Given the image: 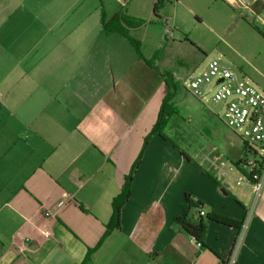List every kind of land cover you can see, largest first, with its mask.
<instances>
[{
  "label": "crops",
  "instance_id": "crops-1",
  "mask_svg": "<svg viewBox=\"0 0 264 264\" xmlns=\"http://www.w3.org/2000/svg\"><path fill=\"white\" fill-rule=\"evenodd\" d=\"M156 1L0 0V264H84L91 250L86 264H222L234 248L237 264H264V181L260 197L245 184L234 196L168 126L151 135L172 74L147 63V33L138 37ZM220 1L264 16L259 0ZM118 13L142 57L104 30ZM127 183L120 228L98 246ZM187 199L203 203L192 210L205 213L203 244L175 223Z\"/></svg>",
  "mask_w": 264,
  "mask_h": 264
},
{
  "label": "rangeland",
  "instance_id": "rangeland-1",
  "mask_svg": "<svg viewBox=\"0 0 264 264\" xmlns=\"http://www.w3.org/2000/svg\"><path fill=\"white\" fill-rule=\"evenodd\" d=\"M119 1L122 0H114L118 4ZM259 1L257 8L253 7L255 11L264 6V0ZM235 5L237 8L220 0H173L162 5L156 15L154 6H148L147 32L142 30L138 36L142 38L147 33L144 50L147 56L153 55L147 61L157 63L155 69L162 75L167 70L172 72L173 75L165 76H174L177 86L176 91L171 90L174 112L169 117L168 137L197 166L206 162L203 164L206 172L228 186L234 196L243 185L238 184L239 180L246 182L244 174L236 168L237 160H262L264 149L260 145L247 148L225 124L223 104L216 105L210 98L215 91L213 86L206 87L211 92L201 100L189 90L188 81L217 59L264 93V36L252 26L264 33L260 19L264 16L261 11L258 16L241 4ZM166 20L169 26L178 28L172 40L165 38ZM138 37L134 38L139 40ZM174 41L176 44L171 45ZM221 162L226 165L220 166ZM226 171H235V177L230 178ZM254 194L249 200L255 198Z\"/></svg>",
  "mask_w": 264,
  "mask_h": 264
},
{
  "label": "built area",
  "instance_id": "built-area-1",
  "mask_svg": "<svg viewBox=\"0 0 264 264\" xmlns=\"http://www.w3.org/2000/svg\"><path fill=\"white\" fill-rule=\"evenodd\" d=\"M124 3H129L132 0H122ZM165 38L172 40L175 29L165 22ZM189 82V90L198 99H205L211 92V89L206 91V87L213 86L214 93L211 94V101L224 106V121L225 124L236 133L244 145L252 149L260 145L264 149V93L256 86L251 84L245 78H241L233 69L221 63L220 60L214 59L197 75L192 76ZM2 94L0 92V100ZM254 161L248 162L243 160L237 166L244 174L246 182L239 180L238 184H245L252 187L257 194L261 196L263 189V175L256 173L258 163ZM224 162L220 166H225ZM68 199H64L62 204L67 203ZM204 216V212H200ZM45 216L50 218L54 213L46 211ZM244 226V225H243ZM246 227V226H244ZM242 227V228H244ZM45 239L52 238V231L49 228H44L41 231ZM17 239L22 245L18 246L21 252L27 250L28 239L23 233L17 234ZM222 264H236L235 251Z\"/></svg>",
  "mask_w": 264,
  "mask_h": 264
},
{
  "label": "trees",
  "instance_id": "trees-1",
  "mask_svg": "<svg viewBox=\"0 0 264 264\" xmlns=\"http://www.w3.org/2000/svg\"><path fill=\"white\" fill-rule=\"evenodd\" d=\"M171 1H173V0H157L156 4L154 6V14L155 15L157 14V11L159 10V8L162 5H164L166 2H171ZM122 23H126L129 25L131 24L124 14L118 13L107 23L105 21H103V28L108 33L118 32L121 35H123L124 37H126L131 42V44L135 47L137 54L140 57H142L141 43L139 42V40H136L133 36H131L122 27ZM253 27L259 34L264 36L263 31L259 27L254 26V25H253ZM147 63L152 65L148 61H147ZM166 84H167V87L169 88V92H168L167 96L165 97V99L163 100L159 119H158L157 124L155 125L151 135H154L156 133L164 134V130L168 126V123L170 120L169 117H170L171 113L174 112V109L171 107V101H172L171 95H173L171 93V90L174 89V91H176L177 86H176L175 82H173V79L171 78L170 75L168 77H166ZM242 161H243L242 159H239L237 161L236 165L239 166L242 163ZM258 164L259 165L256 168V173L258 175H264V159H262V161L259 162ZM129 189H130L129 184L127 183V185L125 186V188L123 190V193L113 201V216H112L111 222L108 224L107 231L104 234V236H103V238H102V240L98 246H100L103 243V241L106 239V237L110 234V232L113 229L120 228L121 210H122V207L124 206V204L128 201V199L130 197V190ZM187 200H188L187 201L188 203L186 205H184L183 213L175 219V223L181 229H183L185 232H187L189 235H191L193 238H195L199 243L203 244V242L206 238V234H207V228H208L207 221L205 219H203L202 216H199V218L196 219L195 214L192 213L193 209L202 208L203 203H201L200 201L199 202L192 201L190 199H187ZM208 219H209V221L210 220H217V221L222 222L224 224H228L230 226L238 227L239 229L242 227L241 223H239V222H236V221L231 220V219H226L223 217H218L215 215L210 216ZM92 253H93V250H91L88 253V255L84 261V264H86L90 260V256Z\"/></svg>",
  "mask_w": 264,
  "mask_h": 264
}]
</instances>
